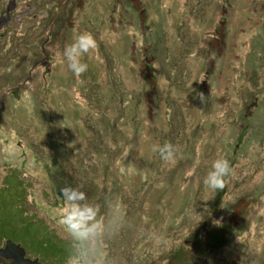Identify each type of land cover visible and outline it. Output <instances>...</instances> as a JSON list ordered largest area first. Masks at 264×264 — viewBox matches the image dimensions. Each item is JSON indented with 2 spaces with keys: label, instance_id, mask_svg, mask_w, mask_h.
Listing matches in <instances>:
<instances>
[{
  "label": "rangeland",
  "instance_id": "rangeland-1",
  "mask_svg": "<svg viewBox=\"0 0 264 264\" xmlns=\"http://www.w3.org/2000/svg\"><path fill=\"white\" fill-rule=\"evenodd\" d=\"M0 114V249L85 251L59 223L72 186L106 226L98 264H264V0H0Z\"/></svg>",
  "mask_w": 264,
  "mask_h": 264
},
{
  "label": "clouds",
  "instance_id": "clouds-1",
  "mask_svg": "<svg viewBox=\"0 0 264 264\" xmlns=\"http://www.w3.org/2000/svg\"><path fill=\"white\" fill-rule=\"evenodd\" d=\"M95 48L96 39L88 32L74 36L71 43L65 46L63 56L68 69L75 77L87 71L88 65L82 61V57ZM25 102L31 103V98L27 94H25ZM158 151L163 160L171 161L178 154L179 149L172 143H165L158 148ZM12 154V149L5 150L6 158ZM231 174L230 161L220 157L213 161L211 170L205 176L203 183L209 189L223 190ZM60 194L65 202V209L61 213L59 223L65 226L72 238L85 246V251L82 253L69 256L68 264H98L100 253L95 245L98 241H103L106 233L103 218H98V207L87 202L86 193L78 188L65 186L60 189ZM107 227L112 229V222ZM152 239L156 244L164 242L158 235H153Z\"/></svg>",
  "mask_w": 264,
  "mask_h": 264
},
{
  "label": "water",
  "instance_id": "water-1",
  "mask_svg": "<svg viewBox=\"0 0 264 264\" xmlns=\"http://www.w3.org/2000/svg\"><path fill=\"white\" fill-rule=\"evenodd\" d=\"M0 256L10 259L13 264H42L37 259L25 258V249L10 240H7L5 247L0 249Z\"/></svg>",
  "mask_w": 264,
  "mask_h": 264
},
{
  "label": "flooded vegetation",
  "instance_id": "flooded-vegetation-1",
  "mask_svg": "<svg viewBox=\"0 0 264 264\" xmlns=\"http://www.w3.org/2000/svg\"><path fill=\"white\" fill-rule=\"evenodd\" d=\"M10 19H11V18H9V22L11 21ZM1 116H2V114H0V117H1Z\"/></svg>",
  "mask_w": 264,
  "mask_h": 264
}]
</instances>
